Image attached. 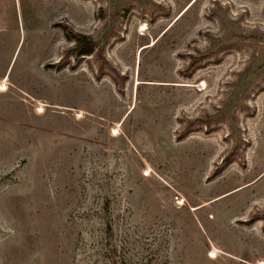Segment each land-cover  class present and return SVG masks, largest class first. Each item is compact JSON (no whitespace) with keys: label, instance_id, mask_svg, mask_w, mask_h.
I'll return each instance as SVG.
<instances>
[{"label":"rangeland","instance_id":"obj_1","mask_svg":"<svg viewBox=\"0 0 264 264\" xmlns=\"http://www.w3.org/2000/svg\"><path fill=\"white\" fill-rule=\"evenodd\" d=\"M0 264H264V0H0Z\"/></svg>","mask_w":264,"mask_h":264},{"label":"trees","instance_id":"obj_2","mask_svg":"<svg viewBox=\"0 0 264 264\" xmlns=\"http://www.w3.org/2000/svg\"><path fill=\"white\" fill-rule=\"evenodd\" d=\"M76 39H77V46L75 47L74 51L79 56L91 55L94 52L95 48L97 47V45L86 36L79 35L76 36Z\"/></svg>","mask_w":264,"mask_h":264}]
</instances>
